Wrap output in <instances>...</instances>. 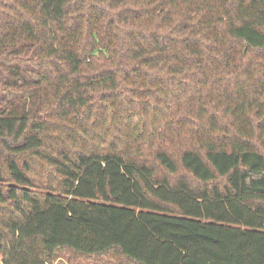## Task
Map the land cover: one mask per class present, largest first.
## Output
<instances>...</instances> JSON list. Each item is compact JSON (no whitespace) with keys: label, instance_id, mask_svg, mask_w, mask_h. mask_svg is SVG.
<instances>
[{"label":"trees","instance_id":"trees-1","mask_svg":"<svg viewBox=\"0 0 264 264\" xmlns=\"http://www.w3.org/2000/svg\"><path fill=\"white\" fill-rule=\"evenodd\" d=\"M264 264V0H0V264Z\"/></svg>","mask_w":264,"mask_h":264},{"label":"rangeland","instance_id":"rangeland-1","mask_svg":"<svg viewBox=\"0 0 264 264\" xmlns=\"http://www.w3.org/2000/svg\"><path fill=\"white\" fill-rule=\"evenodd\" d=\"M49 264H116V263H114L111 259L108 258H106L102 263L92 262L91 260L71 263L66 253H64L61 250H57L53 260L50 261Z\"/></svg>","mask_w":264,"mask_h":264}]
</instances>
